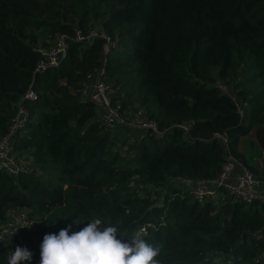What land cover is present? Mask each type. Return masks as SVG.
<instances>
[{"label": "trees", "instance_id": "16d2710c", "mask_svg": "<svg viewBox=\"0 0 264 264\" xmlns=\"http://www.w3.org/2000/svg\"><path fill=\"white\" fill-rule=\"evenodd\" d=\"M74 27L120 45L103 55L99 38L74 41ZM58 34L66 54L36 70L38 49ZM88 73L113 88L122 115L140 106L158 132L122 122L117 140L79 98ZM20 104L29 114L13 137L21 168L0 170V223L14 207L36 222L0 246V264L17 246L33 254L22 264H39L45 234L94 218L128 238L150 223L143 237L159 264H264V203L199 202L169 182L212 179L229 155L264 185L241 150L249 134L250 148L264 149V0H0V135Z\"/></svg>", "mask_w": 264, "mask_h": 264}, {"label": "built area", "instance_id": "2783aa9c", "mask_svg": "<svg viewBox=\"0 0 264 264\" xmlns=\"http://www.w3.org/2000/svg\"><path fill=\"white\" fill-rule=\"evenodd\" d=\"M94 38L101 40V52L103 55L117 50L118 42L112 39L103 30L88 28L82 30L74 27L72 39L79 43H89ZM68 42L62 34L56 35L52 44L44 49H38L40 58L37 60L35 69L45 71L48 67L55 65L58 58L63 57L68 50ZM90 73L85 75L78 87V95L81 100L90 101L96 112V119L105 129H112L117 124L125 122L128 126L149 130L157 133L155 122L147 119L142 107H134L127 115H122V110L118 102L111 101V88L106 82L99 80L92 81ZM34 93L27 91L23 99L32 100ZM240 114V111L238 110ZM29 119V114L22 104L16 107L15 113L9 118L6 130L0 135V170L7 174L14 175L19 168L20 163L13 155V137L22 130ZM180 127L185 128L182 124ZM170 186L179 187L187 190L190 197L199 202L203 200H219L227 195L232 201H240L245 204L253 202L264 203V189L260 187L259 182L252 176L251 172L244 168H235L234 161L229 155L224 157L216 176L209 180H191L187 178L176 177L169 181ZM5 218L0 223V246L9 241L20 242L19 232L26 225L34 226L36 219L28 214L23 208H6ZM151 224L144 222L134 232H141L142 236Z\"/></svg>", "mask_w": 264, "mask_h": 264}, {"label": "clouds", "instance_id": "9594fccd", "mask_svg": "<svg viewBox=\"0 0 264 264\" xmlns=\"http://www.w3.org/2000/svg\"><path fill=\"white\" fill-rule=\"evenodd\" d=\"M88 221L79 231H71L69 224L58 234H45L40 244L39 264H159L160 249L141 232L128 238L120 235L116 226H102L100 218ZM32 256L27 247L17 246L7 260L8 264H22L31 261Z\"/></svg>", "mask_w": 264, "mask_h": 264}, {"label": "rangeland", "instance_id": "374dc122", "mask_svg": "<svg viewBox=\"0 0 264 264\" xmlns=\"http://www.w3.org/2000/svg\"><path fill=\"white\" fill-rule=\"evenodd\" d=\"M120 45V44H119ZM49 68V67H48ZM47 68V69H48ZM46 69V70H47ZM45 70V71H46ZM44 72V71H43ZM91 76H93V75H91ZM94 80H96V79H92V81H94ZM99 82H102L101 80H99ZM80 83V82H79ZM107 83V82H106ZM108 84V83H107ZM79 85V84H78ZM109 85V84H108ZM110 86V85H109ZM110 88H111V86H110ZM111 95H113V88H111ZM122 126V128L124 129V130H128L129 132H131V131H136V132H138V134L139 133H142L143 131H144V129H137V128H134V127H131V126H128V125H125V124H123V125H121ZM117 127V126H116ZM114 128L111 132H114L113 134H114V136H116V138H117V140H120V139H123V137H124V135L123 134H121V130H120V127L118 126L117 128ZM126 134H127V132H125ZM253 139V137H252V135L251 134H249V135H247L246 137H244L243 139H242V142H241V150H242V152H244L245 154H246V156H248V154L250 155V158L249 159H251V161H252V163H254V165L255 166H257L258 167V169L260 170V171H264V149H262V148H259V147H254V146H252V148H250V141ZM130 140V139H129ZM252 152V153H251ZM21 166V165H20ZM259 184H260V182H259ZM260 187L262 188V189H264V185L263 184H260ZM154 199V198H153ZM155 202H157V203H159L160 201H161V197H159V195L158 196H156L155 197V200H154ZM4 247V246H3ZM15 250V248H12L11 249V251H10V253L12 252V251H14Z\"/></svg>", "mask_w": 264, "mask_h": 264}]
</instances>
